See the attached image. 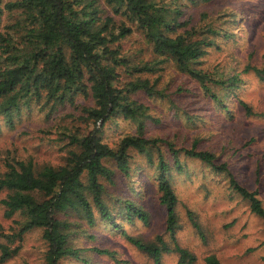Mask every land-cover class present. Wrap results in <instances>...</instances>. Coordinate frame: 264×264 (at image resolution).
<instances>
[{"label": "trees", "instance_id": "obj_1", "mask_svg": "<svg viewBox=\"0 0 264 264\" xmlns=\"http://www.w3.org/2000/svg\"><path fill=\"white\" fill-rule=\"evenodd\" d=\"M107 1L111 10H106L100 0H9L4 5L0 0V24L5 10L16 17V23L9 26L13 31L0 30V128L2 119L14 124L23 109L34 106L48 108L47 116L60 106L74 110L66 115L73 118L74 124L57 129L69 146L61 165L39 168L32 159H5L4 170H0V192L8 193L0 203L7 217L18 214L21 220L19 231L0 243V264L18 254L20 246L15 242L34 229H43L48 243L42 264H60L68 259L89 263L84 252L90 250L115 257L116 252L107 248L75 245L71 218L76 215L85 219L89 226L104 220L115 230L122 226L118 216L127 221L138 217L146 222L147 212L131 198L114 196L111 186L118 182L129 186L139 174L154 170L159 201L167 213L166 231L152 241L124 230L122 234L151 255L156 264H161L163 253L171 250L177 252L179 264H194L197 259L177 240L181 227L179 197L170 160L161 145L168 147L177 166H181L183 154L220 171L229 169L225 163L216 164L214 152L199 150L196 144L179 148L168 139L146 135L151 106L138 94L150 98L167 95L159 89V80H152L150 74L160 64L173 61L180 72L197 81L203 92L228 111L213 85L223 90L238 87L239 73L234 68L216 75L204 64L213 50L221 48L219 41L234 33L213 23L202 25L191 17L181 20L179 0ZM115 14L124 18L119 24ZM135 28L144 34L153 56L134 65L117 43ZM245 70L255 71L264 80V68L249 64ZM240 102L248 114L253 113L247 102ZM118 117L135 122L138 131L124 133L109 143L104 139L105 124ZM230 179L232 187L249 202L251 211L264 218L258 192L232 175ZM117 206L121 207L119 212ZM189 215L202 234L200 223L192 212ZM205 264L223 263L216 254H209Z\"/></svg>", "mask_w": 264, "mask_h": 264}, {"label": "rangeland", "instance_id": "obj_2", "mask_svg": "<svg viewBox=\"0 0 264 264\" xmlns=\"http://www.w3.org/2000/svg\"><path fill=\"white\" fill-rule=\"evenodd\" d=\"M8 1L3 0L2 5ZM100 1L106 10H111L107 0ZM178 5L183 13L181 20L191 17L202 25L213 23L234 33L219 41L221 48L211 52L204 66L216 75L227 74L235 68L241 80L231 90L213 85L227 103L228 111L203 92L197 81L180 72L173 61L160 64L150 74L152 80H159V89L167 95L150 98L138 94L151 106L152 117L146 120V135L168 139L179 148L196 144L199 150L214 152L216 164L225 163L229 169L220 171L183 154L181 166H177L168 147L161 145L170 160L172 181L179 197L177 212L181 227L177 240L195 253L194 264H205L209 254H216L223 264H264V218L251 211L249 202L232 187L230 179L232 175L248 189L257 191L264 204V80L255 71L245 70L249 64L264 68V0H199L197 3L179 0ZM4 13L0 30L13 31L9 26L16 23V17L12 18L7 10ZM114 18L118 24L124 19L117 14ZM117 45L134 65L153 56L144 34L137 28ZM240 101L247 102L253 113L248 114ZM47 111L48 108L34 106L31 110L23 109L14 124L2 119L0 170H4L5 159L11 156L32 159L39 168L64 162L68 140L57 129L74 124L73 118L66 116L74 110L60 106L49 116ZM137 131L135 122L118 117L105 124L104 139L112 143L124 133ZM155 173V170L145 171L133 178L129 186L122 182L111 186L114 196L123 200L131 198L147 212L146 222L138 217L127 221L118 216L122 226L115 230L104 220L89 226L85 219L76 215L71 218L75 245L107 248L116 252L115 257L90 250L84 252L89 263L68 259L60 264H156L151 255L122 234L124 230L144 241H152L166 231L167 213L159 201ZM7 193L0 192V199ZM120 208L117 206V212ZM190 212L200 223L202 234L193 226ZM20 220L18 214L7 217L0 203V243L7 242L8 236L19 231ZM165 238L173 247L171 239ZM14 245L20 246L18 254L3 264L44 262L48 243L43 238V229L25 233ZM178 261L174 250L164 252L161 258V264H179Z\"/></svg>", "mask_w": 264, "mask_h": 264}]
</instances>
